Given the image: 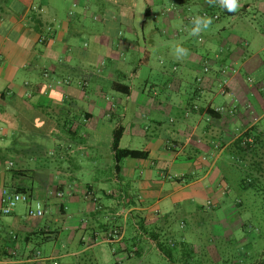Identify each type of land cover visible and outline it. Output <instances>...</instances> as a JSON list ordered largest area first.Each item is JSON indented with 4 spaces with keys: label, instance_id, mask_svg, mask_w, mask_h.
<instances>
[{
    "label": "crops",
    "instance_id": "0c3cea01",
    "mask_svg": "<svg viewBox=\"0 0 264 264\" xmlns=\"http://www.w3.org/2000/svg\"><path fill=\"white\" fill-rule=\"evenodd\" d=\"M105 1L116 12L101 18L99 29L94 23L88 29L85 15L98 0H0V197L5 188H27L45 211L42 218H30L24 203L9 216L0 211V264H63L60 257L77 260L66 264H101L97 259H109L104 244L113 264H143L157 250L151 234L162 239L160 224L182 203H203L209 196L207 203L216 204L226 195L223 182L217 188L213 184L216 177L220 181L214 163L199 158L194 165V155L214 151L220 159L243 130L264 116L261 84L231 66L222 76L227 63L235 62L234 52L210 56L213 45L203 43L195 57L177 59L171 53L169 44L186 48L174 41L178 30L171 18L185 22L188 14L205 11L208 0H190L167 14L168 4L155 0ZM170 1L178 5V0ZM242 1L241 13L253 11L264 37V0ZM64 3L72 6L67 12L61 10ZM156 4L164 24L148 29L146 19L157 20ZM191 27L189 22L187 32ZM154 50L164 55L152 70L160 82L146 78L144 88L137 89L133 81L150 65ZM195 67L201 72L191 99L170 104L168 94L179 92ZM217 95L233 99L214 105ZM129 103L135 107L131 113ZM207 107L224 109L221 118L199 112ZM118 127L124 129L121 148L148 154L146 159H124L119 170L112 150ZM124 137L139 146H122ZM107 184L110 189H104ZM199 208L206 209L204 204ZM212 223L206 231L208 247L188 242L193 258L212 257V243L223 234L226 239V227ZM113 230L116 239L107 237ZM53 232L42 241V234ZM63 232L69 235L61 246L66 253L59 256L52 248L44 254L40 245L58 240Z\"/></svg>",
    "mask_w": 264,
    "mask_h": 264
},
{
    "label": "rangeland",
    "instance_id": "374dc122",
    "mask_svg": "<svg viewBox=\"0 0 264 264\" xmlns=\"http://www.w3.org/2000/svg\"><path fill=\"white\" fill-rule=\"evenodd\" d=\"M155 2L166 5L168 4L166 10L169 11H172V9H178L177 6L174 7V4L171 3L170 0H155ZM242 3L243 1L240 0V4ZM68 4L69 3H64L61 10L67 12V10L72 7L71 4ZM158 4L154 5L153 7L154 11L158 13L156 14L157 20L152 18L146 19V26L148 29H153L155 27L160 28V26L164 24V17H162L158 12ZM90 5L91 10L88 11L87 16L85 15V20L87 22V26L89 27L88 29H91L90 25L93 23L96 24L94 29H99L101 26V18H105L106 16L108 17L110 14L109 12H116L114 9L115 7H113L114 5H112L109 1L98 0V3ZM99 8H102L101 11H99ZM102 10H104V12H102ZM235 13V18L230 16H222L220 20L212 21L209 29L205 32H202L198 37L190 36L189 32H187L189 25L187 18L193 13L188 14L185 22L183 21L184 19L179 20V18L174 17V20L171 18L170 21L172 22V26L175 27L179 33H177V40L174 41L184 43L186 49L189 50L188 56L190 57H195V55L199 54L195 52V50L200 49L203 43H211L213 45V51L210 56H215V54L222 55L227 50H231L234 52V54H236L237 57L233 65L232 62L227 63L228 65H226V70H231L229 66L233 67L234 71L236 72L241 70L242 74L247 73L252 77L253 80H255L254 84H261V88L264 89V37L260 32V25L262 22L255 17L253 11L243 15L241 13L240 7V9ZM92 15H94V17H96L95 19L97 20L94 21L92 19ZM145 36L148 38L147 33ZM156 38L162 41L160 35L156 34ZM162 38H164L166 41H169L165 36H162ZM142 39L143 37L140 36L139 42L141 45L143 43ZM172 44H169V47L171 49V53H174L175 46L171 47L173 46ZM157 52L158 50L152 51L149 61L150 65L143 66L141 76L133 81V84L137 89L142 90L144 88L143 80L146 78L150 80V83L158 84V82H160L152 71L153 68L156 70V66L159 68L158 57L164 58L162 53ZM134 58L138 59L139 57L136 54ZM244 58L248 60L246 61V64H243L242 60ZM136 61L137 60L134 61V64L137 63ZM170 63L171 62H169L168 65H170ZM182 70L183 69L178 71V74H181ZM198 71H200L199 68L195 67V69L186 76L184 87L179 92L173 91L168 94L167 97L170 104H186L191 99V90L195 84V77L199 75ZM224 75L225 74H222V76ZM123 98L125 99L124 96ZM159 98H161V96H159ZM232 99L233 98L228 95H217L214 105H223L226 103L230 104ZM123 105H128V103L124 102ZM134 108L135 107L129 103L128 113H131L130 110H133ZM256 125L259 127V130L264 133V116L256 123ZM122 146L136 147L139 146V141L129 137H124ZM260 151L264 162V144L261 146ZM212 152L214 153V151ZM213 153H208L206 157L204 154L194 155L196 160L194 165H196V162L198 163L199 158H205L209 164L214 163L215 171L213 174L216 172V176L219 175L220 181L216 177V180H214L213 184L215 185L217 183L218 185L215 187L217 188L223 182L222 187H227L226 195L221 198L219 203L216 204L207 203L210 198L209 196L203 197V203L198 200L182 203L181 207L177 209L171 217L166 219V223L160 224L163 226L161 227L162 241L166 240L168 242H180V240H182L181 238L183 237L187 242L195 243L199 246L200 243L203 242L207 244L208 247L209 237L206 231L209 227H213L212 222H216L218 223L217 227H226L225 236L227 237L224 239L223 234L222 238H219L216 240V242L212 243V248L215 251V259L211 261L212 264H264V205H261L262 200L259 198V201L254 203L249 199L251 195H253L251 190H240V181L245 177L246 174L243 170V165L237 161L234 156L227 153L222 157L220 155V159L217 160L215 159ZM208 183L209 181H207V185ZM110 188V184H107L104 187V189ZM239 200L244 201V208L242 210H238L236 207V202ZM200 204H204L206 207L204 211L200 210ZM18 210H22V205L18 206ZM153 220L154 222L157 221L156 218ZM131 231L132 229L129 227L127 236L131 235ZM68 236L69 235L63 232L58 240L50 241L40 245L42 251L44 254H50L52 248H54L56 253H59V256L60 254H65L66 250H63L61 246L66 243ZM76 237L79 238L80 236ZM103 247L107 251L106 254L109 255L107 258L109 259H97V261H104L101 264H113L114 262L111 260L113 255L110 254V247L107 244H104ZM59 261H62L63 264H66L67 261L77 260L68 257H60ZM141 262H143V264H168L166 259L155 249L147 254L145 261ZM200 262L201 261H192L193 264H199ZM123 264H140V261H125Z\"/></svg>",
    "mask_w": 264,
    "mask_h": 264
},
{
    "label": "trees",
    "instance_id": "16d2710c",
    "mask_svg": "<svg viewBox=\"0 0 264 264\" xmlns=\"http://www.w3.org/2000/svg\"><path fill=\"white\" fill-rule=\"evenodd\" d=\"M189 2L190 0H178L177 8L182 5H188ZM175 5L176 4H174V7ZM187 9L190 8L188 7ZM204 12H206L207 15L212 18V21H216L213 19V17L216 15L215 13L219 14L220 17L234 15V13L228 12L218 4H208ZM165 14H167V12ZM221 72L222 74H226L227 70L223 69ZM199 112L208 114L215 118H221V113L217 112V109L215 110L210 107L201 108ZM123 132L124 129L122 127H118L113 132L112 150L114 152V159L116 162L117 170H119V165L124 159H146L148 157V154L144 151L121 148L120 142L123 136ZM263 136L264 133L259 130V127H257V125L245 131L243 130L242 133H240V135L235 138L227 151V153L234 156L235 159L243 165V170L245 171L246 175L240 181V190H251L253 192V195H251L249 199L255 203L256 201H259V198H261V205H264V162L263 156H261L260 151L261 146L264 144ZM15 191L18 193L27 194L32 198V194L27 188L17 187L15 188ZM243 206L244 201L239 200L238 202H236V207L238 208V210H242L244 208ZM54 233L55 232L48 235L42 234V241L44 240V238H46L47 241L50 240L52 238V234ZM151 239L155 242L156 249L166 259L168 264H193L192 261H201L199 264H212L211 261L215 259V251L213 250V248L211 251L212 257L209 258L205 253V258L204 256L202 258H193V246L186 241H162V239H160L157 234H151ZM208 259H210L211 261H206Z\"/></svg>",
    "mask_w": 264,
    "mask_h": 264
},
{
    "label": "built area",
    "instance_id": "2783aa9c",
    "mask_svg": "<svg viewBox=\"0 0 264 264\" xmlns=\"http://www.w3.org/2000/svg\"><path fill=\"white\" fill-rule=\"evenodd\" d=\"M174 10V9H172ZM177 11V10H176ZM188 11H190V9H188ZM166 12H169V10L164 11V14ZM196 15H207L206 12L201 11L198 14H191L188 17V21L191 22L192 18ZM208 16V15H207ZM214 20L218 19V16L215 15L213 17ZM201 41V40H199ZM204 72L207 73L208 72V68L205 67L204 68ZM224 73V71H223ZM224 109L219 108L217 109V112L222 113ZM56 196L58 198H62L63 197V193H56ZM20 203H24L27 205V216L30 218H42L44 216V207L42 205V203L39 200L36 199H32L29 195L24 194V193H18L15 190H10V189H3L1 192V197H0V211L1 214L3 216H9L11 215L14 210L16 209V207L20 204ZM41 205V207L39 208V210H37V205ZM118 231L117 230H113L111 233H109L107 235L108 238L110 239H116L118 238ZM37 257H40V253H37ZM52 264H57L55 261H52Z\"/></svg>",
    "mask_w": 264,
    "mask_h": 264
},
{
    "label": "clouds",
    "instance_id": "9594fccd",
    "mask_svg": "<svg viewBox=\"0 0 264 264\" xmlns=\"http://www.w3.org/2000/svg\"><path fill=\"white\" fill-rule=\"evenodd\" d=\"M210 5L218 4L220 7L226 9L230 13L237 12L240 7V0H208ZM192 27L189 31L190 36H200L202 32H205L209 29L212 24V18L207 15H196L192 18ZM174 54L176 55L177 59H182L189 55V50L182 47L181 45L177 44L174 48ZM41 205H37V210Z\"/></svg>",
    "mask_w": 264,
    "mask_h": 264
}]
</instances>
